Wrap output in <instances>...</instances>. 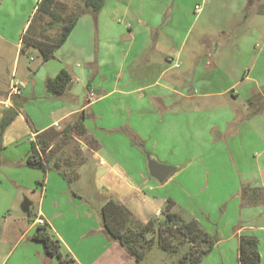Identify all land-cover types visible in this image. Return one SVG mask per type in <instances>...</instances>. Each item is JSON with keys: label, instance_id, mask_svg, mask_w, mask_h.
Wrapping results in <instances>:
<instances>
[{"label": "crops", "instance_id": "obj_1", "mask_svg": "<svg viewBox=\"0 0 264 264\" xmlns=\"http://www.w3.org/2000/svg\"><path fill=\"white\" fill-rule=\"evenodd\" d=\"M77 7L83 10L84 1L0 0V40L11 37L18 57L32 46L25 44L28 33L30 40L57 39ZM198 22L199 35L189 45ZM258 43L264 46V0H104L99 11L87 9L49 58L57 65L46 73L42 111L54 114L53 121L39 118L31 128L22 111L31 101L24 82L17 96L9 94L13 76L0 88V123L17 111L2 135L0 168L27 174L35 169L27 165L32 142L40 151L49 142L46 172L38 169L44 178L36 180L42 188L37 210L32 197L21 204L28 220L10 213L20 192L0 184V264H60L32 238L37 217L60 239L72 264H141L149 252L137 261L106 231L102 207L110 197L127 205L136 222L164 217L172 203L171 211L218 234L200 264H240L245 232L259 238L264 264V209L257 205L264 202L258 151L264 147V86L234 69L235 53L251 60ZM62 69L73 79L64 92L52 93L48 80ZM242 82L243 95L237 89ZM253 96L255 103L247 104ZM19 128L24 135L30 130L23 148ZM148 154L175 168L164 181L151 174ZM236 174L241 186L227 203L231 191L220 198L217 183Z\"/></svg>", "mask_w": 264, "mask_h": 264}, {"label": "trees", "instance_id": "obj_2", "mask_svg": "<svg viewBox=\"0 0 264 264\" xmlns=\"http://www.w3.org/2000/svg\"><path fill=\"white\" fill-rule=\"evenodd\" d=\"M46 1L52 3V0ZM83 1L85 8L74 14L62 26L57 39L44 42L26 37L25 44L39 48L44 59L52 58L54 51L66 41L78 17L87 9L99 11L104 3V0ZM42 11L49 14L47 10ZM72 79L71 73L62 69L54 78L48 80L47 88L52 93H62ZM256 98L257 96L249 98V105L254 104ZM16 114L17 111L14 110L8 112L0 123V149L3 132ZM48 144L49 142H43L40 151L36 142H32L27 154L29 167L46 172L44 153L45 146ZM246 192L247 190L244 189L243 193ZM171 206L172 203L167 205L163 218L152 217L147 222L141 223L135 221V216L127 205L110 197L102 207L106 231L112 238L118 240L137 261L144 259L152 245L157 242L161 248L172 254L180 252L182 247L188 244L187 250L178 258L176 264H200L218 242L217 236L209 233L196 218H185L180 213L171 211ZM32 238L41 242L49 255L57 256L60 264H72L75 261L69 253L62 251L60 239L53 234L48 224L38 225ZM239 261L240 264H261L259 238L256 235L247 232L240 235Z\"/></svg>", "mask_w": 264, "mask_h": 264}, {"label": "rangeland", "instance_id": "obj_3", "mask_svg": "<svg viewBox=\"0 0 264 264\" xmlns=\"http://www.w3.org/2000/svg\"><path fill=\"white\" fill-rule=\"evenodd\" d=\"M80 10H81V7H77L73 11L78 12ZM115 19L117 22L121 23V21L123 20V16L119 15ZM189 25H190L189 22H187L186 26L189 27ZM200 25H201V22H198L191 27V31L189 33V39H188L189 45L192 44V42L198 37L199 31H200L199 29ZM9 28L11 31L12 30L15 31V28L13 25L9 26ZM29 34L30 33H28L27 38L29 37ZM10 39L11 37L8 38V42H2L0 40V48L3 47L2 49H0V88H3L4 82L8 83V81L10 80L12 76L14 77V79L16 80L18 79L20 83L24 82L25 83V94L29 96L31 101L23 106L22 111L29 119L31 128L35 127V122H38L36 121V119H39V118L45 122L53 121L56 117L54 114H48L42 111V110L47 109V102H48L46 98H42V94L44 93L46 73L48 72L49 69L52 70V65L56 64V62L53 60L44 59L39 48L34 47V46H30V47L24 46L22 48L23 53H21L17 57V47L16 45H9ZM20 50L21 48L19 49V52ZM252 52L253 53L250 56L251 60H249L245 56L241 57L239 52L235 53V56H236V60H235L236 62H235V68H234L235 75L239 77H241L242 75L249 76L251 78L250 83L255 82V83H258L264 86V46L263 44L258 43V45L254 48V50H252ZM70 64L78 65L80 68L84 66V62L82 61H78L77 63L72 61V63ZM245 84H246L245 82H242L238 85V88H237V89L242 88V95L245 93L244 91L245 89H243ZM20 94H17V95H20ZM248 103L249 102H247V104ZM25 133L26 132L23 128H19L18 138L20 139L21 148L29 144L28 138L30 136V130L27 131V135H24ZM263 148H264L263 146H261V148H258V151L263 153L262 158L264 157ZM3 166L1 165L0 167H3ZM13 174L11 173V171H8L6 168H0V184L5 185V186H10L11 188H13L14 192H17V191L20 192L19 196H20L21 201L20 203L19 201L14 203V205L11 208L10 213H12V215L16 214L18 216H22L28 220L29 215L28 213L23 211L21 204L25 198L32 197L33 200L35 201L34 210L35 211L37 210V205L41 201V197H42V188L40 184L36 182V180L39 181V179H43L44 176L42 173H39L38 169H32L31 171H28L27 174L18 173V172L13 173ZM14 181H18V184ZM177 182H179V180H175V183H173L172 185L173 190L176 188L174 184H176ZM240 182L241 180L237 174L233 178H228L224 180L220 179L219 182L217 183L218 184L217 189L220 192L219 197L220 198L223 197V192L231 191V194L229 195V200H228V196H225L227 197L225 201L227 203L230 202L234 198L233 196L234 192L237 191V189L241 186ZM51 201H52V197L48 195L46 197L45 204L49 205ZM257 205L258 207L261 206L264 209V202L263 204L258 203ZM246 206L248 205L246 204L245 208H247ZM159 216L160 217L158 218H163L162 213ZM75 222L77 223V226L79 227L80 226L79 220H75ZM75 230H79L78 234L81 235L82 229L75 228ZM216 235L218 237L217 239H219L220 236L218 234ZM187 248H188V244L183 246L180 252L172 254L164 250L163 248H161L159 244L156 242L150 248L148 257H146L142 261L141 264H176L178 258H180V256L185 252V250H187ZM234 264H236L235 261H234Z\"/></svg>", "mask_w": 264, "mask_h": 264}, {"label": "water", "instance_id": "obj_4", "mask_svg": "<svg viewBox=\"0 0 264 264\" xmlns=\"http://www.w3.org/2000/svg\"><path fill=\"white\" fill-rule=\"evenodd\" d=\"M147 157L150 172L159 181H164L175 169L173 166L157 162L149 155H147Z\"/></svg>", "mask_w": 264, "mask_h": 264}, {"label": "built area", "instance_id": "obj_5", "mask_svg": "<svg viewBox=\"0 0 264 264\" xmlns=\"http://www.w3.org/2000/svg\"><path fill=\"white\" fill-rule=\"evenodd\" d=\"M195 8H196V11L198 12L201 10V5L197 4ZM169 60L173 62L174 66H179L178 61L173 60V58H169ZM20 93H22V84L18 80L14 79L10 85L9 94L10 96H13V95H17ZM35 221L38 225L47 224L46 221L42 217H37Z\"/></svg>", "mask_w": 264, "mask_h": 264}]
</instances>
